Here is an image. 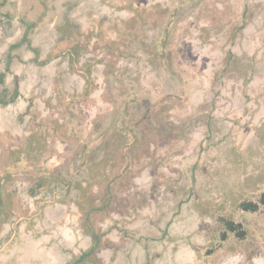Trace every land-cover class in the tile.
<instances>
[{"label": "rangeland", "instance_id": "1", "mask_svg": "<svg viewBox=\"0 0 264 264\" xmlns=\"http://www.w3.org/2000/svg\"><path fill=\"white\" fill-rule=\"evenodd\" d=\"M108 3L58 40L73 56L0 133V254L264 264V0Z\"/></svg>", "mask_w": 264, "mask_h": 264}, {"label": "crops", "instance_id": "2", "mask_svg": "<svg viewBox=\"0 0 264 264\" xmlns=\"http://www.w3.org/2000/svg\"><path fill=\"white\" fill-rule=\"evenodd\" d=\"M108 2L0 0V133H19L24 127L30 114L21 113L29 96L50 90L58 66L73 56L70 43L59 46L58 40L64 33L74 39L92 18L110 15ZM21 259L29 261L16 250L0 254V264H20ZM89 259L82 258L86 263Z\"/></svg>", "mask_w": 264, "mask_h": 264}, {"label": "trees", "instance_id": "3", "mask_svg": "<svg viewBox=\"0 0 264 264\" xmlns=\"http://www.w3.org/2000/svg\"><path fill=\"white\" fill-rule=\"evenodd\" d=\"M55 132V131H54ZM7 134V133H6ZM1 135V134H0ZM33 133H31L29 137V139H31V137L33 138ZM28 137H23V138H19V142L21 141H25V143L27 144V140H28ZM20 142V143H21ZM20 143H17L16 146ZM5 145V144H2V146ZM14 153H17V154H20L22 152V150L20 148H17L15 151H13ZM7 153V154H6ZM6 154V156L8 155V151H4V155ZM3 155V156H4ZM4 160V161H3ZM16 160V158L14 159ZM14 165V164H13ZM2 166H3V169H2ZM12 166L11 162L6 159L5 157H3L2 159L0 158V171L2 170V172H4V174H7L8 172V168H10ZM1 173V172H0ZM123 200V199H122ZM261 201L262 203H264V194L262 195V198H261ZM120 204H121V201H118ZM97 208V210L93 211L94 209L91 208V210L87 211L85 213V217L89 218V220L92 222V221H96V219H102V216L104 214H106L107 212L110 211L111 207H113V204L110 203V200L108 202H103L100 206H95ZM241 207L244 209V210H256L258 208V204L257 203H254L252 201H246V202H243L241 204ZM115 208V207H114ZM104 210V212H103ZM97 211V212H96ZM17 213H19L18 210H16ZM95 216V217H94ZM226 227L229 231L231 232H234L235 234H237L238 236L242 237L244 236L245 234V231L244 229L242 228V226L239 224V223H233V221H230V220H227L226 222ZM95 235V238L97 236V234H94ZM83 257H81V260H82Z\"/></svg>", "mask_w": 264, "mask_h": 264}, {"label": "flooded vegetation", "instance_id": "4", "mask_svg": "<svg viewBox=\"0 0 264 264\" xmlns=\"http://www.w3.org/2000/svg\"><path fill=\"white\" fill-rule=\"evenodd\" d=\"M84 260H86V259H84ZM85 264H87V263L85 262ZM90 264H92V261H90Z\"/></svg>", "mask_w": 264, "mask_h": 264}]
</instances>
